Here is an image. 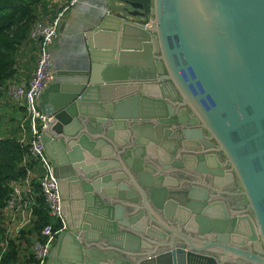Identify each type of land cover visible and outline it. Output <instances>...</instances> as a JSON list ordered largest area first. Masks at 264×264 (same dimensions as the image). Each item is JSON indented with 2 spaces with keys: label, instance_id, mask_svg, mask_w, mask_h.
Returning a JSON list of instances; mask_svg holds the SVG:
<instances>
[{
  "label": "water",
  "instance_id": "1",
  "mask_svg": "<svg viewBox=\"0 0 264 264\" xmlns=\"http://www.w3.org/2000/svg\"><path fill=\"white\" fill-rule=\"evenodd\" d=\"M79 33L39 101L46 264H264V0H106Z\"/></svg>",
  "mask_w": 264,
  "mask_h": 264
},
{
  "label": "built area",
  "instance_id": "2",
  "mask_svg": "<svg viewBox=\"0 0 264 264\" xmlns=\"http://www.w3.org/2000/svg\"><path fill=\"white\" fill-rule=\"evenodd\" d=\"M61 16L49 23L38 21L34 24L30 38L38 43V57L32 75L27 83L9 82L7 94L19 107L25 110L19 136L20 143L28 146L30 161L24 159L27 174L22 181L12 184V192L4 209L5 241L17 239L22 232L32 229L36 221L37 188L44 197L51 223L45 225L32 242L34 260L30 264H46L57 235L66 227L62 214V197L57 179L53 175V162L46 153L42 142V131L48 117L39 107L40 96L55 80L52 47L59 34Z\"/></svg>",
  "mask_w": 264,
  "mask_h": 264
},
{
  "label": "trees",
  "instance_id": "3",
  "mask_svg": "<svg viewBox=\"0 0 264 264\" xmlns=\"http://www.w3.org/2000/svg\"><path fill=\"white\" fill-rule=\"evenodd\" d=\"M46 5L45 0H0V102L6 90L7 82L18 73V66L23 58L21 48L27 42L38 43L30 38L33 26L39 20L38 8ZM22 56V57H21ZM22 116L12 118L16 128H7L6 133L0 128V264H30L34 255L29 249L32 240L40 234L41 229L51 223L43 195L37 188L36 221L32 229L21 233L17 239L5 241L4 209L12 192V184L22 181L27 170L24 159L30 163L29 148L20 143V124L25 117V110L20 107ZM12 124V123H11ZM27 253V254H26Z\"/></svg>",
  "mask_w": 264,
  "mask_h": 264
},
{
  "label": "crops",
  "instance_id": "4",
  "mask_svg": "<svg viewBox=\"0 0 264 264\" xmlns=\"http://www.w3.org/2000/svg\"><path fill=\"white\" fill-rule=\"evenodd\" d=\"M45 2L46 5H43V8L41 6L38 8L40 21L49 23L61 16L58 38L52 47L53 60L55 59L61 66H88L90 64L89 48L80 39L81 33L79 32L85 21L96 17L104 9L106 0H45ZM38 50L39 47H36L34 42L29 41L23 44L21 48L23 58H21V63L18 66V73L7 84L12 81L28 82L36 65ZM9 104L14 106L15 114L17 112L19 116L16 119H19L22 116L19 110L20 107L7 94L6 87L0 102V108L7 111L9 108L6 105ZM5 127L9 128L10 125L6 124ZM5 127L2 129L3 133L7 132ZM30 246L32 245H29V249Z\"/></svg>",
  "mask_w": 264,
  "mask_h": 264
},
{
  "label": "rangeland",
  "instance_id": "5",
  "mask_svg": "<svg viewBox=\"0 0 264 264\" xmlns=\"http://www.w3.org/2000/svg\"><path fill=\"white\" fill-rule=\"evenodd\" d=\"M7 106V108H9V109H11V110H7V111H5V110H3L2 108H0V128L1 129H3L5 126H6V124H8V125H10V127L9 128H7V130L9 129V131H10V129H14V128H16L15 126H14V123H13V121H12V116L15 114V110H14V106L12 105V104H9V105H6ZM15 118H18L19 116H18V114H17V112H16V114H15V116H14ZM12 123V124H11ZM6 128V127H5ZM34 240H32V242H33ZM31 242V243H32ZM30 245H32V244H30ZM32 249V246H30V250ZM27 254V253H26Z\"/></svg>",
  "mask_w": 264,
  "mask_h": 264
},
{
  "label": "flooded vegetation",
  "instance_id": "6",
  "mask_svg": "<svg viewBox=\"0 0 264 264\" xmlns=\"http://www.w3.org/2000/svg\"><path fill=\"white\" fill-rule=\"evenodd\" d=\"M238 188V187H237ZM239 189V188H238ZM231 199L233 200V204H235V205H238L239 203H238V201H239V199L240 198H234V197H231ZM65 220V219H64ZM66 223V222H65ZM67 227V226H66ZM66 227H65V229H66ZM65 229H63V230H65ZM62 230V231H63ZM60 233V232H59ZM239 263L238 264H243V262H241V261H238Z\"/></svg>",
  "mask_w": 264,
  "mask_h": 264
}]
</instances>
